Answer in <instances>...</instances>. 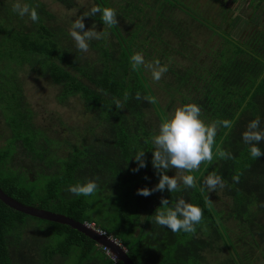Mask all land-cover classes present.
Segmentation results:
<instances>
[{
  "label": "trees",
  "instance_id": "trees-1",
  "mask_svg": "<svg viewBox=\"0 0 264 264\" xmlns=\"http://www.w3.org/2000/svg\"><path fill=\"white\" fill-rule=\"evenodd\" d=\"M20 1L35 7L40 19L28 25L27 16L13 12L15 2L0 0V116L4 124L0 129H6V138H11L0 148V188L25 205L81 223L97 222L123 245L134 264H209L205 253L214 249L219 253L216 264L264 261V156L251 157L242 140L250 121L259 119L264 129V26H257L262 15L256 12L260 5L264 10V0L254 5L256 19L244 21L247 26L240 39L207 20L188 0H126L113 8L117 14L114 26L105 25L99 14L84 18L85 29L97 25L102 34L89 41L88 53L76 48L65 28L52 23L55 16L43 2ZM55 1L67 9L74 6L73 0ZM93 1L91 7L112 8L109 0ZM91 7L79 11V17ZM176 10L217 37V46L207 49L192 43L172 17ZM130 15L132 24L126 26ZM170 49L188 63L168 68L170 77L164 81L163 91L166 102L149 69L145 65L133 69L130 57L143 52L146 58L159 57L164 65V58L173 57ZM25 70L58 86L60 103L71 97L82 101L84 113L91 114L95 123L86 130L91 140L86 136L73 144L67 140L68 152L58 156L54 141L33 122L20 77ZM116 101L121 107H116ZM175 102L197 104L206 124L229 120L231 127L217 128L213 159L186 172L196 178L194 187L185 188L178 181L177 192L138 195V189H152L158 182L151 165V136L157 130L148 114L152 111L160 124ZM258 146L264 151V141ZM43 147L44 164L38 152ZM140 150H145L147 167L133 172L137 165L130 157ZM16 151L30 158V179L38 165L46 166L43 195L20 186V174L4 173L12 170L7 165ZM220 152L227 155L220 156ZM212 172L222 177L225 186H218L215 193L201 191L204 178ZM166 174L170 176V171ZM85 180H95L98 185L92 195L75 196L67 191L69 185ZM218 192L227 199L223 207L213 201L220 200ZM162 198L169 199L170 205L184 198L202 209L195 232L173 233L154 222L155 212L163 207ZM30 219L47 223V230L58 241H35ZM0 264L123 263L107 257L97 243L70 226L26 215L0 200Z\"/></svg>",
  "mask_w": 264,
  "mask_h": 264
},
{
  "label": "rangeland",
  "instance_id": "rangeland-1",
  "mask_svg": "<svg viewBox=\"0 0 264 264\" xmlns=\"http://www.w3.org/2000/svg\"><path fill=\"white\" fill-rule=\"evenodd\" d=\"M7 2L13 1L16 3H21L20 0H6ZM43 2L48 11H50L54 16V20H52L53 24L59 25L65 28L69 33L71 30V26L73 21L79 19V11H87L89 7L92 6L93 0H73L74 6L70 9H67L60 3L55 0H40ZM112 8H118L124 4H126V0H109ZM257 0H188V5L193 9L199 11L207 20L217 25L222 30L226 31L231 37L234 39H240L245 25L244 21H247L248 17H252L253 20L256 19V16L252 14L254 5H256ZM252 5V6H251ZM147 11L153 13L154 10H150L145 7ZM263 7L260 5L258 7V13L262 15V17L258 18L257 26H264V12ZM259 14V15H260ZM172 17L179 23V27L183 29L188 39H191L192 43L198 44L200 47L204 48L207 46V49H214L217 46L218 38L211 36V32L197 24L195 21L186 16V14L176 10L173 12ZM254 17V18H253ZM132 19L131 15L125 20L124 25L131 26V22L129 20ZM24 21H27L28 25L30 23L29 18H25ZM94 31L99 32L100 28L97 25L91 27ZM125 29V28H124ZM87 30V29H85ZM123 32H125L123 30ZM212 37V40H208L209 37ZM72 38V37H71ZM73 40V39H72ZM74 41V40H73ZM206 45V43H208ZM199 48V47H198ZM195 49L193 51H196ZM87 50L85 53H88ZM173 52V53H172ZM171 52L170 49V59H163L164 65L167 68L171 67V65L178 66L181 64H187L188 61L183 62L182 58L174 51ZM145 59V69L147 65L152 64L159 57L148 56L144 53H141ZM177 61H176V60ZM159 60V59H158ZM149 69V76H152L151 69ZM146 69V70H147ZM22 79L23 86V94L25 101L28 103V106L33 111V122L35 125L50 139L54 141L56 152H58V156L62 157L65 153L68 152V146L66 141H70L72 144L76 141H80V139L84 136L88 138V140L92 139L91 134H89L86 130L89 126H95L94 121L91 120V114H85L83 111L82 101L78 97H71L67 100L66 103L62 104L58 101L57 94L59 92L58 86L50 83V81L46 78L37 77L33 73H29L25 70L22 74H20ZM170 77L168 71L164 73L159 81H156V90L160 92V95L167 102L168 98L163 93L164 91V81ZM179 102H175L171 105V112L180 107ZM148 118L150 122L153 124L154 129H158V120L152 111L149 112ZM0 124H3L2 116H0ZM100 129H97L95 132L98 133ZM0 148L5 147L8 141L11 138H6L7 130L0 129ZM42 150V151H41ZM40 153L39 156L42 158V163L44 164L47 160L46 152L43 149H38ZM52 157V156H51ZM30 158H26L22 156L19 151L15 152L12 161L9 160L7 167L11 168V171L5 170L4 173H12V174H20L19 177V185L23 186L27 189L33 188L35 193L43 195L46 189V183L48 175H46L45 170L46 166L41 164L38 165V170L33 173V179H30L31 172H29L28 166H30ZM39 163V161H38ZM23 170L28 171L24 173ZM170 177L175 176L178 181H182L181 177L186 175L187 173L183 170L170 168ZM216 190L212 193H215ZM220 200L213 199L216 201L215 205L218 207H223L225 205V201L227 200L224 196H221L218 192ZM51 211V210H50ZM57 213V212H56ZM61 214V213H60ZM33 224V228L35 229L31 235V237L37 241L40 239L42 242H46L47 244H53L58 241L53 235V233L48 229V224L41 221L29 220ZM97 224V222H96ZM32 228H30L31 230ZM41 242V243H42ZM216 249L211 252L205 253L206 259L209 264H216V260L218 259V252ZM224 254L221 253L220 257ZM257 264H264L263 260H259Z\"/></svg>",
  "mask_w": 264,
  "mask_h": 264
},
{
  "label": "clouds",
  "instance_id": "clouds-1",
  "mask_svg": "<svg viewBox=\"0 0 264 264\" xmlns=\"http://www.w3.org/2000/svg\"><path fill=\"white\" fill-rule=\"evenodd\" d=\"M12 10L20 17L27 16L33 23L40 19L37 9L30 7L27 3H15ZM97 14L100 15L105 25L114 26L117 24L116 11L111 7L102 8L99 5L91 7L88 13L73 21L69 34L75 41L76 48L82 52L88 50L89 41L101 38L102 34L92 28L85 30L83 22L85 17H92ZM130 59L133 69L145 65L144 56L139 52L131 55ZM147 67L151 69L154 81H159L162 75L168 71L167 66L161 65L158 59ZM139 98V94H137V99ZM116 107H121L119 101H116ZM200 117V107L195 103H188L175 108L171 114L162 119L157 131L151 136L153 145L151 165L158 174V182L152 189L147 187L138 189V195L147 197L154 191L164 192L165 190L172 193L177 192L179 188L177 178L166 174L170 168L190 173L199 168L201 162H210L213 159L212 149L217 128L221 125L230 128L231 121L222 120L206 124ZM242 140L249 146L251 157L258 159L264 156V151L258 146L264 141V129L260 128L259 119L248 123L247 130L242 134ZM219 155L225 156L227 154L220 152ZM144 157L145 150H140L130 157L137 165L132 169L133 172H138L147 167ZM181 180L185 188H192L196 184V178L191 174L183 175ZM218 186L224 187V181L219 174L212 172L204 178L201 191L207 189L208 193H212ZM97 187L95 180H85L69 185L67 191L75 196H90L97 190ZM206 199L210 200L209 196ZM160 205L163 207L155 212L154 222L173 233L180 231L195 232V225L202 220V209L187 202L184 198L175 200L171 205L169 199L162 198Z\"/></svg>",
  "mask_w": 264,
  "mask_h": 264
},
{
  "label": "water",
  "instance_id": "water-1",
  "mask_svg": "<svg viewBox=\"0 0 264 264\" xmlns=\"http://www.w3.org/2000/svg\"><path fill=\"white\" fill-rule=\"evenodd\" d=\"M0 200L9 206L10 208L24 213L26 215L45 220L51 221L63 225H68L74 230L84 234L89 239L93 240L98 245L106 246L110 249L112 254H114L119 261L123 264H134L130 257L127 255L126 250H124L120 245L116 242L112 241L111 239L107 238L106 236L100 235L94 230L87 228L83 223L76 221L64 214L56 213L50 210L40 209L33 206L25 205L13 197L7 195L1 188H0Z\"/></svg>",
  "mask_w": 264,
  "mask_h": 264
},
{
  "label": "built area",
  "instance_id": "built-area-1",
  "mask_svg": "<svg viewBox=\"0 0 264 264\" xmlns=\"http://www.w3.org/2000/svg\"><path fill=\"white\" fill-rule=\"evenodd\" d=\"M83 224L87 227V228H90L92 230H94L95 232H97L98 234L100 235H103V236H106L107 238L111 239L112 241L116 242L118 245H120L124 250H126L123 245L117 240L115 239L112 235H109L106 233L105 230L99 228L96 223L94 221H85L83 222ZM100 248H101V251L107 256L109 257L110 259H112L113 261H116L118 260L117 257L112 254V252L110 251V249L106 246H103V245H99Z\"/></svg>",
  "mask_w": 264,
  "mask_h": 264
}]
</instances>
